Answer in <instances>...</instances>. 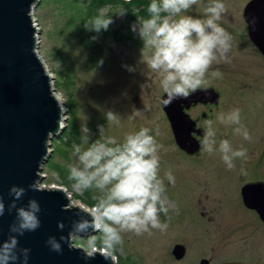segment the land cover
I'll return each instance as SVG.
<instances>
[{
  "label": "rangeland",
  "instance_id": "1",
  "mask_svg": "<svg viewBox=\"0 0 264 264\" xmlns=\"http://www.w3.org/2000/svg\"><path fill=\"white\" fill-rule=\"evenodd\" d=\"M116 1L118 6L109 2L105 4L112 6L109 15L113 23L107 31L99 33L85 27L105 6L97 3L98 0H40L33 12L40 29L37 51L53 77V85L64 110H67L65 103L70 98L75 109L72 140L59 137L51 140V149L54 150L49 160L42 164L44 180L40 184L60 185V180L53 173L59 176L61 171L68 172L77 147L81 151L87 150L90 143L96 140L101 143L113 140L116 144H123L127 135L147 128L162 146L158 153L159 176L164 180L168 213H161L160 220L167 223L168 228L164 232L152 229L150 234L139 236L123 233V246H118L116 252L118 264H200L204 259L209 264H261L257 262L259 258L255 255L251 227L247 221L252 223V218L239 204V184L234 178L237 158L234 169L229 170L218 151L209 155L203 149L199 156L191 157L176 149L160 105L165 93L161 77L148 68L145 63L147 50L131 27L140 20L148 19L149 13L130 9L124 16H118L114 13L124 0ZM236 1V6L240 8L246 0ZM207 2L203 0V4ZM203 4L198 0L187 12H181L172 19L178 20L183 15L205 19L200 17L203 14L200 12L205 10ZM148 6L134 9H147ZM167 15L161 13L162 17ZM56 62H59V68ZM128 67L135 71H129ZM222 73L223 78L206 76L208 84L217 85L221 90L220 83L224 81L227 83L225 87L230 88L236 75ZM253 100L258 106L264 103L260 98ZM228 102H224L226 113L231 112L228 110L231 103L229 105ZM135 110L141 113L136 115ZM109 111L119 115V124L108 120ZM242 113L250 121L261 116L260 110L251 109V104H247ZM73 129L68 117L64 131L72 133ZM251 130L249 126L248 131ZM232 132L235 133L234 130ZM169 172L175 177L174 185L166 179ZM62 186L67 189L72 202L82 204L88 210L102 195L95 188L77 193L73 191L69 179ZM73 241L84 247V237ZM176 244L185 247L181 259L172 254Z\"/></svg>",
  "mask_w": 264,
  "mask_h": 264
},
{
  "label": "clouds",
  "instance_id": "2",
  "mask_svg": "<svg viewBox=\"0 0 264 264\" xmlns=\"http://www.w3.org/2000/svg\"><path fill=\"white\" fill-rule=\"evenodd\" d=\"M200 2L203 4V0ZM197 3L198 0H152L147 8L149 18L131 26L142 41V47L147 50L145 63L153 73L161 77V86L167 94L166 99L161 101L164 106L177 99L188 98L201 85L208 83V75L223 78V73L219 70L210 72L214 63H231L229 54L232 50V37L218 23L227 11L223 0H208L203 4L205 19L188 15L180 16L178 20L172 19ZM111 8V5H105L99 9L98 15L85 27L97 33L107 31L113 23L109 15ZM126 11L123 6H119L114 14L122 17ZM161 13L169 15L162 17ZM56 63L59 68V62ZM128 70L135 71L131 67ZM140 113L141 111L135 110L136 115ZM107 118L115 124L120 122L119 115L112 111L107 112ZM217 119L225 127L236 125L235 134L244 140H251L250 133L241 123L239 108L227 114L220 113ZM205 125L206 131L201 141L204 151L209 155H215L218 151L226 167L234 169V160L245 157L246 150L242 146L234 149L226 139L219 142L217 149L214 122L206 120ZM86 139H89L87 133ZM109 144L114 146L110 147ZM161 147L149 135L147 128L127 135L123 144H116L113 140L105 143L96 140L90 143L87 150L81 151L77 147L73 153L75 159L68 165V179L72 181L73 191L82 193L95 188L102 195L90 211L72 223L67 237L61 236L59 241L55 237L48 238L46 243L50 249L59 253L60 241L71 247V240L84 237L82 251L85 259H92L99 254L111 261V264H118L116 252L118 246H123V233L139 236L150 234L152 229L166 231L168 224L160 220L161 213H168L164 199V180L159 176L158 153ZM53 175L59 180L58 174ZM166 179L175 184V177L171 172L166 174ZM28 187L33 191L41 190L35 181ZM25 193L26 189L23 187L12 186L9 189L13 200L8 205V211L15 209V219L9 226L8 239L0 242V264H15L18 259L26 264L29 250L19 249L20 256L17 255L18 236L40 227L38 213L41 209L35 199H29L26 206L16 204ZM4 212L5 205L0 197V217ZM57 227L63 229L64 224L58 222ZM89 229L99 235L90 234Z\"/></svg>",
  "mask_w": 264,
  "mask_h": 264
},
{
  "label": "water",
  "instance_id": "3",
  "mask_svg": "<svg viewBox=\"0 0 264 264\" xmlns=\"http://www.w3.org/2000/svg\"><path fill=\"white\" fill-rule=\"evenodd\" d=\"M264 0H250L245 8L246 18L252 3ZM40 0H0V197L3 198L5 212L0 217V242L10 235L9 226L14 222L15 209L8 211L13 197L9 194L12 186L23 187L26 193L17 206H26L29 199H35L40 206L38 213L40 227L32 232L18 236L19 249L29 250L26 264H111L97 254L85 259L82 246L71 247L64 241L61 252L50 249L46 243L49 237L58 241L67 237L72 223L81 218L88 210L73 204L70 195L62 188L40 187V191L29 189L34 181L44 180L42 164L51 156V140L60 137L65 130L66 111L62 109L59 97L52 87V76L42 57L37 52L38 29L33 21L32 12ZM205 90V89H203ZM164 93L161 101L166 99ZM177 99L168 106L161 103L170 122L177 144L188 154L198 150L197 143L187 146V131H182L185 115ZM64 116V117H63ZM194 147V149H193ZM40 186V185H39ZM249 184L242 188L243 201L250 204ZM90 219V217H85ZM58 222L64 228L57 227ZM90 234L92 233L89 229ZM175 258L181 259L185 247L176 244L172 249ZM15 264H22L18 259ZM200 264H209L204 259Z\"/></svg>",
  "mask_w": 264,
  "mask_h": 264
},
{
  "label": "flooded vegetation",
  "instance_id": "4",
  "mask_svg": "<svg viewBox=\"0 0 264 264\" xmlns=\"http://www.w3.org/2000/svg\"><path fill=\"white\" fill-rule=\"evenodd\" d=\"M250 0H246L240 8L236 6V0H223L226 7L232 10L226 11L223 18L218 21L232 37V50L230 52L231 63H215L211 71L232 72L235 74L234 84L230 88L225 87L227 83H220L221 90L217 85L204 84L201 88L190 94L186 99L180 101L185 119L181 125L182 131L187 133V146L191 147L192 142H196L198 151L192 154L186 153L177 144L172 126L168 121L171 132V140L176 149L191 157L199 156L203 151L202 138L206 131V120L214 122L217 130L216 141L217 149L221 140H228L234 149L241 146L246 150L247 156L237 158L236 175L234 178L238 181L239 204L245 213L251 216L252 223L249 222L252 245L255 248V255L261 264H264V103L258 106L253 99L260 98L264 100V1L252 3V8L248 12L249 21L246 18L245 8ZM227 9V10H228ZM200 17H206L205 10ZM248 74V76H244ZM205 89V90H203ZM227 93H225V91ZM230 92V93H229ZM229 93V95H228ZM231 96V98L229 97ZM245 99H251L248 102ZM225 101H229V111L239 108L241 112V123L247 128L251 140L246 142L243 138L232 131L236 125L225 127L218 122V115L226 113ZM251 104V109L260 110L261 116L250 121L242 113L246 110V105ZM161 105V101H160ZM162 108V106H161ZM163 110V108H162ZM149 135L153 136L152 133ZM230 139V140H229ZM194 149V147H193ZM249 184L250 205L247 206L242 197V188Z\"/></svg>",
  "mask_w": 264,
  "mask_h": 264
},
{
  "label": "trees",
  "instance_id": "5",
  "mask_svg": "<svg viewBox=\"0 0 264 264\" xmlns=\"http://www.w3.org/2000/svg\"><path fill=\"white\" fill-rule=\"evenodd\" d=\"M107 2H109V4H113V5L118 6L117 3H115V2H117L116 0H98L97 3H101V4L105 5ZM121 3H122V6H125L127 8V13H128V11H130V9L133 10L134 8H136L138 6L140 7L142 5H149L150 1L149 0H127V1H125L124 0V1H121ZM133 3H135L136 5ZM116 6H114V7H116ZM145 7H143V8H145ZM138 12L142 13V14L148 13L147 9H140V10H138ZM72 104H73V101L71 98L68 100V103L67 102L65 103L66 108L68 110V114H69V123L71 124V128L73 129V124L75 122L74 121L75 120V109L73 108ZM73 132H74V129L72 130V133H70V132L67 133V130H66L63 133V135L61 136V139L67 138V141L72 140L71 135L73 134ZM68 175H69V173L67 171H61L59 173V177H60L59 180H60V183L62 185L67 182Z\"/></svg>",
  "mask_w": 264,
  "mask_h": 264
},
{
  "label": "bare ground",
  "instance_id": "6",
  "mask_svg": "<svg viewBox=\"0 0 264 264\" xmlns=\"http://www.w3.org/2000/svg\"><path fill=\"white\" fill-rule=\"evenodd\" d=\"M61 101V100H60ZM73 204H75V202H72ZM81 207H84L82 204H79ZM88 210V209H87ZM89 211V210H88Z\"/></svg>",
  "mask_w": 264,
  "mask_h": 264
},
{
  "label": "built area",
  "instance_id": "7",
  "mask_svg": "<svg viewBox=\"0 0 264 264\" xmlns=\"http://www.w3.org/2000/svg\"><path fill=\"white\" fill-rule=\"evenodd\" d=\"M33 21H34V24H35V26L37 27V24H36L37 22H36V20H35V19H33Z\"/></svg>",
  "mask_w": 264,
  "mask_h": 264
}]
</instances>
